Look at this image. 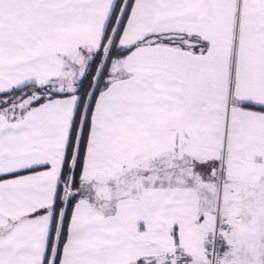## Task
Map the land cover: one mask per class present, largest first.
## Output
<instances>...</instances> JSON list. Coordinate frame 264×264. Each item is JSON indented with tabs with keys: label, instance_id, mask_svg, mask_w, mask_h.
<instances>
[{
	"label": "snow or ice",
	"instance_id": "snow-or-ice-1",
	"mask_svg": "<svg viewBox=\"0 0 264 264\" xmlns=\"http://www.w3.org/2000/svg\"><path fill=\"white\" fill-rule=\"evenodd\" d=\"M0 264H264V0H0Z\"/></svg>",
	"mask_w": 264,
	"mask_h": 264
}]
</instances>
